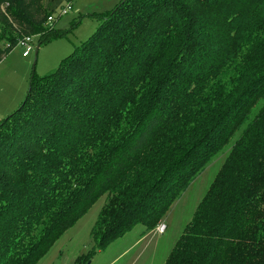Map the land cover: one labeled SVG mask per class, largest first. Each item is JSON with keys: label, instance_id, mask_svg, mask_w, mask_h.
<instances>
[{"label": "trees", "instance_id": "trees-1", "mask_svg": "<svg viewBox=\"0 0 264 264\" xmlns=\"http://www.w3.org/2000/svg\"><path fill=\"white\" fill-rule=\"evenodd\" d=\"M71 2L0 0V60ZM222 150L162 264H264V0H122L0 120V264H36L100 196L96 250L154 228Z\"/></svg>", "mask_w": 264, "mask_h": 264}, {"label": "rangeland", "instance_id": "rangeland-1", "mask_svg": "<svg viewBox=\"0 0 264 264\" xmlns=\"http://www.w3.org/2000/svg\"><path fill=\"white\" fill-rule=\"evenodd\" d=\"M122 0H72V9L49 23L58 35L39 43L32 37L34 49L27 57L21 48L12 45L0 60V120L13 112L26 96L31 76L42 77L57 68L61 59L69 56L94 33L100 16H105ZM65 3H63L64 5ZM6 41L0 39V47ZM226 150L216 154L212 161L189 183L173 202L158 224H164L162 233L157 225L145 230L135 225L128 233L116 239L103 250H96L91 231L105 202L100 196L74 224L66 229L48 248L36 264H162L190 221L193 212L219 170Z\"/></svg>", "mask_w": 264, "mask_h": 264}, {"label": "built area", "instance_id": "built-area-1", "mask_svg": "<svg viewBox=\"0 0 264 264\" xmlns=\"http://www.w3.org/2000/svg\"><path fill=\"white\" fill-rule=\"evenodd\" d=\"M72 9V6L70 3H66L64 6L59 7L58 9V15L61 16L63 14H65L68 10ZM57 12H55L54 14H56ZM53 14V15H54ZM53 15L47 17V21L51 22L53 20ZM32 35H25L21 38L18 39L17 41V46L21 48V54L23 57H27L29 55V53L34 49V45L32 42ZM165 229L164 224H158L156 227V231L158 233H162Z\"/></svg>", "mask_w": 264, "mask_h": 264}]
</instances>
